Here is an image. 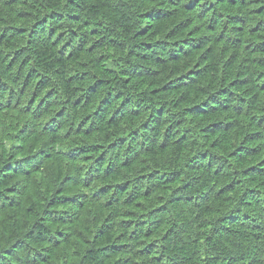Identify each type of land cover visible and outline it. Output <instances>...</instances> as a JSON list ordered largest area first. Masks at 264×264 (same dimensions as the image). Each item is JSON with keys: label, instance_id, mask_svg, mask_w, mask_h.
Listing matches in <instances>:
<instances>
[{"label": "trees", "instance_id": "1", "mask_svg": "<svg viewBox=\"0 0 264 264\" xmlns=\"http://www.w3.org/2000/svg\"><path fill=\"white\" fill-rule=\"evenodd\" d=\"M0 264H264V0H0Z\"/></svg>", "mask_w": 264, "mask_h": 264}]
</instances>
